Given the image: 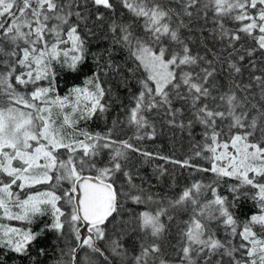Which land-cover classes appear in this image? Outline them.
I'll return each instance as SVG.
<instances>
[{
	"label": "snow or ice",
	"instance_id": "snow-or-ice-1",
	"mask_svg": "<svg viewBox=\"0 0 264 264\" xmlns=\"http://www.w3.org/2000/svg\"><path fill=\"white\" fill-rule=\"evenodd\" d=\"M199 20L207 35L194 48L181 29L191 32ZM92 39L106 42L93 54L95 70L89 67L84 87L59 95L53 64L78 75ZM117 49L127 51V67L115 62ZM132 80L138 89L131 93L128 123L137 130L149 127L146 113H155L189 134L199 123L203 145L194 146V156L210 153L204 156L210 167L192 163V156L176 160L143 151L114 139V129L93 135L77 127L104 118L110 108L102 103L106 95L115 88L117 102ZM154 135L153 129L148 138ZM129 152L145 162L160 159L210 172L215 179L207 185L196 181L176 198L157 199L143 180L135 182L139 171L132 170ZM154 171L159 180L168 170L157 165ZM225 177L238 182L228 187L231 197L218 192ZM37 185L48 188L21 198ZM246 186L258 189L253 198L260 213L241 226L232 209L248 195L242 191ZM207 192L211 198L201 200ZM124 201L156 205L132 216L139 244L133 239L131 257L127 246L106 234ZM180 210L191 215L181 229L175 264H264V0H0V215L30 225L49 218L38 230L3 226L0 250L6 252L0 251V264H8V254L20 264H44L46 247L34 254L33 245L49 231L58 240L69 232L75 237L60 249L56 264H95L87 254L81 259L85 248L95 259L103 257L100 264H117L114 257L120 264H173L163 248L161 217L173 221ZM101 240L111 255L97 243Z\"/></svg>",
	"mask_w": 264,
	"mask_h": 264
},
{
	"label": "trees",
	"instance_id": "trees-1",
	"mask_svg": "<svg viewBox=\"0 0 264 264\" xmlns=\"http://www.w3.org/2000/svg\"><path fill=\"white\" fill-rule=\"evenodd\" d=\"M115 3V0H113ZM164 3H172V0H163ZM175 6V5H173ZM101 11H105L101 9ZM121 20H129V18L125 15H121L119 17ZM187 21V17H185ZM130 22V20H129ZM203 20H199L194 22L191 27V32L189 29H181L183 37L187 39L189 36L192 39L189 41L192 47H196L198 41H202L203 37L207 35L206 31H202V29L197 26L198 24H203ZM212 24L209 19L208 24L206 25L207 29H211ZM98 30V35H99ZM66 38V37H65ZM106 46V42L98 41L96 39H92L89 45L91 51L87 57V64L83 68V70L78 74H69L65 68H63L60 64L54 63L52 71L56 76V81L58 85V94L63 96L67 93V90L72 86H80L84 87V80L91 75L89 72V67L95 70L96 61L93 60V54L97 52H102L103 48ZM62 47H70L63 46ZM115 57V62L120 64L122 67H127L131 62L128 61L127 51L117 49L113 53ZM127 62V63H126ZM140 76L141 74H137ZM103 79H109L108 77H103ZM131 88L128 90H121L119 93V99L117 102L113 103V97L117 94L116 89L113 88L112 96H107L104 98L102 103H107L110 105L109 111L105 113L104 118H93L88 121H81L78 124V128L83 129L89 133L95 135L96 133L105 134L108 129H114L113 138L114 139H123L129 140L134 146L142 149L143 151H148L154 154H159L163 156H168L176 160H184L189 156H192V163L199 164L202 167H210V163L204 159V156H210V153H204L201 157L194 156V146L197 144L203 145V129L199 125V123H195L191 134L187 130L181 132L179 129L171 128L166 122L162 115H157L155 113H146L149 120V127L142 128L137 130L135 125L128 123V109L133 106L134 101L132 100L131 93L138 89L137 82L135 80L129 81ZM111 85L105 84L104 87L108 88ZM91 87V86H89ZM31 88V85L29 86ZM113 121L117 123L114 125ZM187 123V119L184 120ZM155 130V135L153 138L149 139L148 134H151ZM70 131V130H69ZM226 131V129H225ZM137 135L141 136V139H137ZM83 139V137H80ZM63 151V150H62ZM129 156L133 157V163L136 165L135 169H132L134 172L136 170L139 171V177L136 178L135 182L140 184L143 180L144 187L151 190V192L156 196L157 199L161 197H165L168 199H173L178 196L180 192L184 190L185 187H191V185L196 181H201L205 185L212 183L215 179L214 174L210 172H200L195 168H187L180 167L179 164H172L170 162L166 163L164 160L160 159H152L148 162H145V158L140 156L137 153L129 152ZM108 154L105 151V155L103 159H107ZM17 163V162H14ZM163 165L168 171L164 177L157 180L155 176V166ZM85 174L94 175V172H85ZM174 178V179H173ZM3 179L7 180V177H3ZM259 179V178H258ZM238 182L236 180H231L227 177L223 178L220 181L218 186V192L225 196H232V193L228 191L229 185H235ZM117 187H120L118 184ZM48 188V185H37L35 188H26L24 193H31L37 190L43 191ZM15 189V186H14ZM63 191V188L60 189ZM244 193H248V195H242L241 198L236 201L237 207L232 209L235 213V216L239 222V225L242 224L250 218L253 214H259L260 208L258 206V199H254L256 196L258 189H252L250 186H246L242 189ZM19 192V190H17ZM24 196V194H23ZM205 198H211V193L207 192L201 196V200ZM124 207L120 211V213L114 214L116 216L115 220H112L111 223L107 225L106 234L109 237V240H119V243L127 246L126 251L128 252V256L131 257L133 255L131 245L133 239L136 240L137 246L139 244V236L136 232L132 230L133 228V219L132 216L134 213H139L141 211L146 210H154L155 204H142L136 205L131 201H124ZM66 210H70L67 205H65ZM18 211V210H16ZM191 213L190 211H176L173 212L174 220L169 221L166 216L161 217L162 222L165 224V232L163 238V248L165 251L166 258L170 261H173L175 264L176 258L178 256V247L181 243V229L184 227V221L188 220ZM20 228L32 230H38L43 226L44 223L49 222L48 217L37 218V222L33 224H28L26 222H19ZM15 222V223H16ZM127 222V223H125ZM122 225H124L122 229ZM213 230H216V225L214 224ZM257 231H260L259 227H256ZM218 236L223 238L224 232L223 230H219ZM238 242V241H237ZM75 243V237L70 232L66 234L64 239H57V233L49 231L46 233L44 237L41 238L35 245H33L34 254L38 247H46L48 256L40 257L41 260L44 261V264H56L57 260L60 259V249L66 248L70 244ZM97 243L105 249V251L111 255L110 249L108 247V242L106 241H97ZM5 251L6 250H0ZM85 254L88 256H92L95 260V264H100L99 259H95L94 255L88 249L80 250V257L83 260ZM117 264H120L119 258H115ZM8 264H20V261L13 258V254H8Z\"/></svg>",
	"mask_w": 264,
	"mask_h": 264
},
{
	"label": "rangeland",
	"instance_id": "rangeland-1",
	"mask_svg": "<svg viewBox=\"0 0 264 264\" xmlns=\"http://www.w3.org/2000/svg\"><path fill=\"white\" fill-rule=\"evenodd\" d=\"M229 151H231V149H229ZM14 190L17 191L18 189H14ZM23 194H24V192L20 193L21 198H24ZM16 221H18V220H14V219L13 220H9L7 218H3L2 215H0V233L3 232V226H11V227H15V228H20L21 225L18 224ZM20 229H23V228H20Z\"/></svg>",
	"mask_w": 264,
	"mask_h": 264
}]
</instances>
